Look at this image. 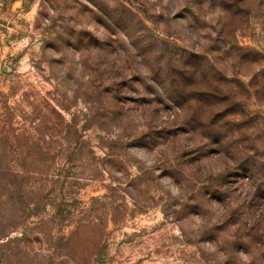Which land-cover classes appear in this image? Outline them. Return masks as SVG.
I'll return each instance as SVG.
<instances>
[{
    "label": "rangeland",
    "instance_id": "obj_1",
    "mask_svg": "<svg viewBox=\"0 0 264 264\" xmlns=\"http://www.w3.org/2000/svg\"><path fill=\"white\" fill-rule=\"evenodd\" d=\"M0 264H264V0H0Z\"/></svg>",
    "mask_w": 264,
    "mask_h": 264
}]
</instances>
